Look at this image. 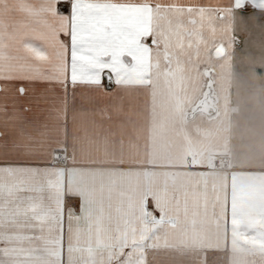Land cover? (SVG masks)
<instances>
[{
    "label": "crops",
    "instance_id": "crops-1",
    "mask_svg": "<svg viewBox=\"0 0 264 264\" xmlns=\"http://www.w3.org/2000/svg\"><path fill=\"white\" fill-rule=\"evenodd\" d=\"M0 237V264H264V0H0Z\"/></svg>",
    "mask_w": 264,
    "mask_h": 264
},
{
    "label": "snow or ice",
    "instance_id": "snow-or-ice-1",
    "mask_svg": "<svg viewBox=\"0 0 264 264\" xmlns=\"http://www.w3.org/2000/svg\"><path fill=\"white\" fill-rule=\"evenodd\" d=\"M86 3L89 5H95V10L99 9H108L109 7L112 6L114 3V0H85ZM63 11L67 13L69 11V5L68 4H63L62 5ZM89 19L91 20V25L94 26L97 22V18L95 15L92 13H89ZM111 26V25H109ZM61 35L64 37V40H67L68 43L65 44L64 41L62 40L61 43L64 44V63H65V72L66 75L68 74L67 71V65L70 63L71 64V75L75 76L77 71L79 70L80 66L78 65V62L75 58V44L73 43V36L70 31L68 32H63ZM55 65H53V72L55 71ZM41 83H46V81L41 80ZM84 83H87L85 81ZM104 81L101 80L100 84L103 85ZM0 242H2V237H0ZM63 242V217L61 219V244ZM0 251H4L3 249H0ZM6 264H21L20 261H8ZM45 264H51V262H45Z\"/></svg>",
    "mask_w": 264,
    "mask_h": 264
},
{
    "label": "water",
    "instance_id": "water-1",
    "mask_svg": "<svg viewBox=\"0 0 264 264\" xmlns=\"http://www.w3.org/2000/svg\"><path fill=\"white\" fill-rule=\"evenodd\" d=\"M108 86H112V77L108 76ZM213 91V84H212V78L209 76L207 84H206V90L201 97V99L198 101V103L188 112L187 117L191 118L196 115L199 111H206L207 115L213 116L217 113L216 108V95L212 92ZM211 112V113H210Z\"/></svg>",
    "mask_w": 264,
    "mask_h": 264
},
{
    "label": "built area",
    "instance_id": "built-area-1",
    "mask_svg": "<svg viewBox=\"0 0 264 264\" xmlns=\"http://www.w3.org/2000/svg\"><path fill=\"white\" fill-rule=\"evenodd\" d=\"M53 156L57 162L67 164L69 163L73 158V152L68 149H54L53 150ZM225 161L217 162L218 166H225ZM212 264H226V260L222 256L216 257Z\"/></svg>",
    "mask_w": 264,
    "mask_h": 264
},
{
    "label": "rangeland",
    "instance_id": "rangeland-1",
    "mask_svg": "<svg viewBox=\"0 0 264 264\" xmlns=\"http://www.w3.org/2000/svg\"><path fill=\"white\" fill-rule=\"evenodd\" d=\"M63 4H67V3H62V4H60V9H61V10H63V8H62V5H63ZM67 164H68V163H67ZM67 164H66V165H67Z\"/></svg>",
    "mask_w": 264,
    "mask_h": 264
}]
</instances>
